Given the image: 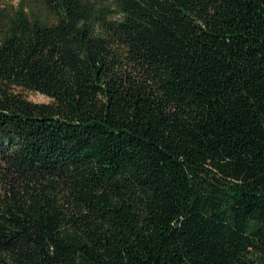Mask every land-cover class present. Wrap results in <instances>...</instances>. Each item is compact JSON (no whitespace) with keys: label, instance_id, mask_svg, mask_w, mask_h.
Masks as SVG:
<instances>
[{"label":"trees","instance_id":"trees-1","mask_svg":"<svg viewBox=\"0 0 264 264\" xmlns=\"http://www.w3.org/2000/svg\"><path fill=\"white\" fill-rule=\"evenodd\" d=\"M0 264H264V0L0 7Z\"/></svg>","mask_w":264,"mask_h":264},{"label":"rangeland","instance_id":"rangeland-1","mask_svg":"<svg viewBox=\"0 0 264 264\" xmlns=\"http://www.w3.org/2000/svg\"><path fill=\"white\" fill-rule=\"evenodd\" d=\"M18 2V0H0V7L2 6H11L15 5ZM17 92L21 93L23 96H25L28 100L37 102V103H47L51 101V98L45 94H42L37 91L28 90V89H21L17 88Z\"/></svg>","mask_w":264,"mask_h":264}]
</instances>
